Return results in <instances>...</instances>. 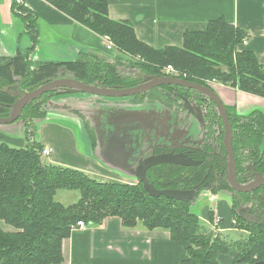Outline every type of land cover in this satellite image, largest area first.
Wrapping results in <instances>:
<instances>
[{"label": "trees", "instance_id": "16d2710c", "mask_svg": "<svg viewBox=\"0 0 264 264\" xmlns=\"http://www.w3.org/2000/svg\"><path fill=\"white\" fill-rule=\"evenodd\" d=\"M44 1L103 39L109 38L116 49L138 58L154 74L172 66L181 73L180 79L185 76L203 84L213 80L264 99V65L254 53L238 51L239 46L249 42V34L223 18L210 21L205 31H186L181 48L156 50L136 38L131 24L109 18V0ZM11 10L21 19L33 43L26 53H18L7 61V66L15 65L16 74L22 75L24 87L39 84L59 70H66L87 84L99 73L108 82H119L113 68L105 63L79 60L33 64L29 54L38 41V17L29 11L25 0H11ZM5 71L0 66V78L10 85L11 74H4ZM5 102L13 103L14 99L0 93V105ZM256 114L264 123L263 114ZM88 136L94 147L93 133ZM42 150L43 146L36 141L27 148L0 142V221L14 230L0 231V264H61L63 241L71 235L73 225H101L108 218H119L126 229L142 226L151 232L168 231L172 241L186 245V258L181 264H219V257L231 252L235 253L236 264H264V226L241 225L231 213L235 217L233 224L243 236L236 242H227L207 228L191 211L190 203L152 198L141 183L103 182L82 170L47 163ZM169 183L156 188L171 190ZM59 191L79 192L80 199L65 206L56 201ZM208 218L212 223L213 213Z\"/></svg>", "mask_w": 264, "mask_h": 264}, {"label": "crops", "instance_id": "0c3cea01", "mask_svg": "<svg viewBox=\"0 0 264 264\" xmlns=\"http://www.w3.org/2000/svg\"><path fill=\"white\" fill-rule=\"evenodd\" d=\"M25 5L38 17V41L36 48L29 54L33 64L66 63L76 61L83 55L109 63L129 58L116 49L108 50L102 37L74 22L44 0H25ZM109 18L115 22L131 24L136 38L156 50L166 47L181 48L186 31H205L210 21L223 18L250 36L249 42L239 46L238 51L254 53L259 63L264 65V0H109ZM17 22L19 20L11 10V0H0L1 27L10 33ZM21 27L23 32L18 33V38L25 34L28 42L22 49H17L16 53H26L33 47L24 24ZM15 54L9 52L0 41V55ZM213 89L228 104L237 106L244 114L253 110L264 112L262 98L219 84H213ZM46 129L43 130L42 141L39 143L43 147H51L53 137L50 133L69 140L68 159L54 157L55 149L51 147V163L82 170L103 182H115L112 179L115 174L89 157L75 153L71 145L74 143L72 133L66 135L62 132H65L63 129L46 133ZM97 161L101 163L98 159ZM0 231L14 230L0 221ZM186 254V245L172 241L168 231L151 232L142 226L126 229L119 218H108L101 225L87 226L85 230L71 233L63 241L61 264H181ZM234 258L235 253L231 252L220 256L218 262L236 264Z\"/></svg>", "mask_w": 264, "mask_h": 264}, {"label": "flooded vegetation", "instance_id": "af4514ba", "mask_svg": "<svg viewBox=\"0 0 264 264\" xmlns=\"http://www.w3.org/2000/svg\"><path fill=\"white\" fill-rule=\"evenodd\" d=\"M18 53L13 56L0 55V61H3L0 66L5 67L4 74H11L12 81V84L5 85L6 80L0 78V93L14 99L13 103L5 102L0 105L3 109L0 111L1 119L9 118L12 106L27 93L57 81L75 78L66 70H59L56 75L48 76L39 84L24 87L25 80L22 75L16 74L15 65L7 66V61ZM79 60L108 64L119 77V82H108L104 74L99 73L93 78V82H84L87 85H95L98 88L103 86L142 89L140 94L127 98V103L136 112H146L151 114V117H155L154 114L159 117L158 129L152 133L155 141L158 134L167 131L168 121L174 120L180 135L176 143L169 147H158L155 142L150 145L146 140L142 148L140 162L143 163L153 156L160 155H174L179 158L177 163H163L147 171V179L155 188L170 181L171 190L194 191L195 201L189 202L191 205L207 198L214 202L217 195H227L231 201L230 211L239 219L241 225L250 228L264 226V184L261 181L264 178V123L259 114L254 115L257 111L264 116L263 111L253 110L244 114L237 106L228 104L213 89V85L192 82L186 78H177L185 81L186 85L150 87L153 77L171 76L163 70L154 74L147 70L141 61L133 58H121L109 63L83 55L76 62ZM193 85L212 90L213 94L205 90L198 91ZM60 93L62 92L52 90L43 94L21 111L17 121L24 123L27 134H34L35 123L55 113L52 111L53 101L59 104L70 103L73 99L89 98ZM216 95L220 102L217 101ZM152 104L153 108L149 106ZM185 159L190 161V165H187ZM231 160L235 166L234 173L231 172ZM140 165L139 162H134L135 169ZM157 169H160V172L157 173Z\"/></svg>", "mask_w": 264, "mask_h": 264}, {"label": "water", "instance_id": "95a60500", "mask_svg": "<svg viewBox=\"0 0 264 264\" xmlns=\"http://www.w3.org/2000/svg\"><path fill=\"white\" fill-rule=\"evenodd\" d=\"M29 59L31 61L30 57ZM151 80L152 84L150 87L186 85L185 81L174 77H153ZM192 87L198 91L203 92L205 90L213 94L212 90L195 85ZM52 90L62 92L60 94H69L72 97L77 94H83L90 95L93 98L84 100L72 98L73 100L70 103L56 104L54 101L52 103H54L53 105L57 110L65 109L75 114L79 118L78 123L82 129H85L84 131L88 138L89 133H93L95 146L92 147L90 143L91 150L96 159L105 167L122 174L127 179L130 178L131 181H139L146 193L152 198L165 197L173 201L185 203L195 201L194 191L158 190L147 179V171L149 169L163 163H177L176 161L179 159L177 156H153L144 163L140 162L143 153L142 148L146 140L150 145L155 142L158 147H169L176 143L180 135L175 127L174 120L168 121L167 131L158 134L155 141L152 133L155 129H158L157 120L160 119L157 115L153 113L155 117H151V114L148 115L146 112H136L127 102L116 103L106 100L129 98L140 94L142 89H122L103 86L98 88L95 85H87L75 78L57 81L41 87L32 93H27L22 99L17 100L11 108V116L7 119L0 118V131L13 135L16 133L14 132L16 128H24V123L17 121L21 111L26 105L39 99L43 94L52 92ZM217 101L220 102V99L218 98ZM149 106L153 108V104ZM87 125L89 129L86 128ZM185 161H187V165H190V161L186 159ZM134 162H139L141 164L140 167L135 169ZM231 162V172L234 173L235 166L232 160ZM261 181L264 184V178Z\"/></svg>", "mask_w": 264, "mask_h": 264}, {"label": "rangeland", "instance_id": "374dc122", "mask_svg": "<svg viewBox=\"0 0 264 264\" xmlns=\"http://www.w3.org/2000/svg\"><path fill=\"white\" fill-rule=\"evenodd\" d=\"M15 18L18 19L19 22L15 23L16 27L13 28L10 33L7 32L0 25V41L7 48V50L11 52L12 54H15L17 49H22L23 45L28 42V37L25 34H22V37L18 38V33L20 34L23 32V29L21 27L23 22L21 21L19 17L15 16ZM116 50L120 54H124L128 56L127 54L120 52L118 49ZM128 57L133 58L134 60L140 61L138 58H134L132 56H128ZM66 61H69V60H66ZM71 61H75V60H71ZM34 63H36V60L34 61ZM183 78H186V77L183 76ZM206 83H212L215 85L219 84L218 82H215L213 80L212 81L207 80ZM63 95H66V94H63ZM75 97L91 98L90 95H83V94H77L75 95ZM106 100H110L114 102H128L127 98L106 99ZM52 106H53L52 111L55 113H60V114L58 116L55 113L50 114L46 119L36 122L35 123L36 130L34 134H32L31 136L27 134L25 127L16 128L14 130V132L16 133L13 135L0 131V142H4L8 144L9 146L15 147V148H27L35 141L38 144L40 143V141H42V132L45 128H47L46 133L50 131H54L56 129H60V130L63 129L65 130V132L62 130L61 131L65 133L66 135H68V133H72L74 143H71V145L75 153L89 157L96 163L100 164V166L104 168L105 170H107L108 172L115 174L116 176L113 175L115 179L112 178L115 182H120L123 184H129V185L135 184V182L133 181H127V180H130V178L127 179L122 174L109 170L102 163H99L97 161L96 157L93 154V151L91 150L90 141L84 131L85 129H81V127H79V124L77 122L79 118L75 114H72L70 111H66L65 109H60L58 111L56 110V107L53 104ZM83 125H84V122H83ZM9 126H13V125H9ZM50 135L53 137V141L50 143V145L53 149H55L54 157L58 159H62V160H67L69 156L68 138L65 140L63 137H59L57 135L55 136L52 133H50ZM47 147H50V146H47ZM51 157L52 156L44 157L45 162L47 163H49V161L51 162ZM79 199H80L79 192L59 191L56 196V201L64 204L65 206L73 205ZM230 206H231V201L228 199L227 195L224 196L223 194H219L216 196V199L213 203L210 201L209 198L204 199V200H199L196 205L195 204L192 205L191 211L200 217L203 223L206 224L207 228L213 231L214 235L222 236L224 239H227L226 240L227 242H236L241 239V237L243 236L242 235L243 232L237 226L234 225L235 223L233 224L235 217H233L231 214ZM210 212L213 213L212 223H210L211 221L208 218V214ZM218 220H219V223H216V221Z\"/></svg>", "mask_w": 264, "mask_h": 264}, {"label": "built area", "instance_id": "2783aa9c", "mask_svg": "<svg viewBox=\"0 0 264 264\" xmlns=\"http://www.w3.org/2000/svg\"><path fill=\"white\" fill-rule=\"evenodd\" d=\"M104 40H105V43L107 45V49L108 50L116 49L115 45L113 44V42L109 38H105ZM165 72L168 75H170L171 77H174V78L181 77V74L177 70H175L172 66H168L165 69ZM208 84L213 85L212 83H208ZM52 154H53V149L52 148L47 147V146H44L43 147L42 155L44 157H50V156H52ZM216 223H219V220L216 221ZM86 228H87V225L85 223L78 222L76 225H73L71 227V233L76 232V231H79V230H85Z\"/></svg>", "mask_w": 264, "mask_h": 264}]
</instances>
